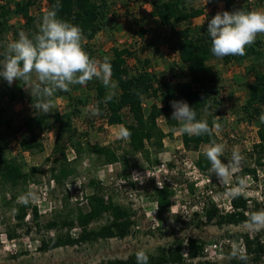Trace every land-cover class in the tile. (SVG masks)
Segmentation results:
<instances>
[{"label": "rangeland", "instance_id": "obj_1", "mask_svg": "<svg viewBox=\"0 0 264 264\" xmlns=\"http://www.w3.org/2000/svg\"><path fill=\"white\" fill-rule=\"evenodd\" d=\"M149 1L108 0L112 10L109 15L112 23L90 44L96 59L100 61L105 57H111L113 47H131L141 60L147 59L150 62V68L159 75L160 80L174 85L182 81L186 73L177 66L178 57L171 48L172 41L169 39L168 28L161 26L157 18L152 16L153 8ZM235 1L238 4L247 1L252 5V11H264V6L254 0ZM13 2L14 0H0L1 4L6 3L9 7H13ZM37 4V7L32 9V13L42 21L47 7L46 2L38 0ZM192 5L204 9L205 14L208 15L194 19L192 23L195 26H206L217 12L223 11L222 3L208 6L207 0H197ZM9 23L13 29H19L20 33L24 32L21 29L23 25L21 18L13 16ZM140 28L145 30L143 40L137 36ZM257 38L264 42V35H258ZM11 42H13L12 36L8 35L4 44L7 46ZM209 64L218 76L221 87L219 95L223 101L221 114L215 119V122L221 125V129L217 132L213 127L217 135L216 143L225 145L221 160L223 163H228L234 151H238L243 157L239 170L224 179L218 178L211 170L206 174H201L199 171L194 175L189 174L191 170H187V165L190 162L194 163L197 152L184 148L183 127L178 128L172 138H164L162 151L150 148L152 164L140 154H129L126 140L118 137V125L108 126L104 120L94 114V91L81 87L79 90L74 89L73 93L76 96L87 97L88 106L82 109L80 117L73 120L76 140L85 146L100 145L117 149L119 155L125 158L126 167L124 169V163L100 165L95 156L87 152L77 157L66 142L64 147L68 161L74 167L75 173L65 185L56 187L50 177L52 164L47 159L51 155L57 126L50 120L49 130L41 135L42 151L21 152L18 142L26 135L21 130V125L24 119L33 115L34 110L31 105L20 100V91L30 94L31 88L26 84L23 85L22 81H14L9 85L3 77H0V93H6L3 97L0 95V103L6 109V118L12 120L15 136L10 139L7 158L14 155L20 157L26 171L30 167L39 169L35 182L13 189L0 187V264H97L114 259L125 260L131 255H136L139 250L155 256L160 248L174 247L177 242H181L182 248L190 238L202 240L205 250L201 257L194 260L187 258L185 263L234 264L233 260L248 256L245 252H240V241L243 240L241 236L248 235L250 240H256L264 245V228L256 231L249 229L247 224L222 227L204 224L203 209L207 201L218 204L221 210H226L229 198L236 193L234 191L236 188H240L239 192L248 201L250 207L258 203L261 210L264 208V168L256 167L255 176L246 175L243 184H239V171L242 166H254L253 159L246 157L252 151V144L257 142L259 128L257 121H241L238 114V108L247 96L246 85L251 81V78L245 74L249 63L242 61L224 64L220 58H215ZM32 78L36 81L34 73ZM108 94L116 95V86L109 87ZM48 102L51 104V109L59 112L68 110L66 96L48 99ZM153 102L163 105L159 99H147L144 102V110L147 111ZM172 113L171 107L167 114L172 115ZM159 118L160 129L167 134L168 116L164 114ZM207 146H200L199 151H206ZM154 160L157 162L155 163ZM133 171L144 177L143 183H133L130 178ZM90 181L98 183L106 197H111L115 203L132 210L134 225L129 236L124 239L97 240L40 251V242L52 237L56 231L44 228L37 230L32 227L27 234L24 229L14 228L16 222L13 218L11 198L13 195L17 197V202L25 199L36 206L40 213V222L44 225L54 217L71 216L78 209H86V197L94 191L89 184ZM158 181L174 191L171 206L167 209L158 206L155 208L154 191L158 189L156 186ZM190 186L193 187V192L190 191ZM131 190L135 191L137 201H131L132 198L129 197ZM30 221L28 215L25 222L32 225ZM106 222L107 217H103L93 222L89 228L98 229ZM60 232L65 233L66 230L57 233ZM68 232L76 237L80 231L78 228H73ZM10 233L13 236H10ZM237 235L240 238H236ZM243 264H264V256L258 262L247 260Z\"/></svg>", "mask_w": 264, "mask_h": 264}, {"label": "trees", "instance_id": "obj_2", "mask_svg": "<svg viewBox=\"0 0 264 264\" xmlns=\"http://www.w3.org/2000/svg\"><path fill=\"white\" fill-rule=\"evenodd\" d=\"M197 0H150L153 8L152 16L156 17L161 26L167 27L169 39L172 41L171 48L178 57L177 66L185 71V78L172 85L162 81L159 75L150 68L147 59L141 60L137 52L131 47L111 48L112 64L111 80L115 82L117 94H108L109 87H105L100 79L94 78L85 85H72L70 91L58 90L51 98L67 97L68 110L59 112L49 108L47 112L36 107L38 98L23 91H20V100L32 106L34 113L23 120L21 130L26 135L18 142L21 152L42 151L43 143L41 135L50 128V120L57 126L54 145L48 161H51L50 177L56 187L65 185L66 181L74 175L75 169L68 161L64 144L67 142L77 157L82 153H91L95 156L100 165H111L124 163L126 160L119 155L117 149L109 146L83 145L76 140V132L73 127V120L82 115V109L88 106V98L76 96L73 90L85 87L89 91H94L93 109L99 114H95L108 126L124 125L131 133L129 140H126L128 153L131 155L140 154L146 161H150V148L162 151L165 137L172 138L174 132L182 127V122L172 119V115L167 114L171 109V101H186L196 112L197 120H207L212 128L211 134L194 135L185 131L182 133V143L186 150L197 152L194 164L201 174H206L211 170V163L205 153L199 151L200 146L209 145L217 141V135L213 129V123L221 113L223 104L220 98V83L218 76L209 62L217 57L211 52V38L207 34L206 26H195L192 21L201 16H208L204 9L195 8L192 5ZM257 4L264 6V0H254ZM38 0H14L13 7L0 3V61L4 59L7 46L4 44L8 35L15 41L19 38V29H13L9 23L13 16L21 18L24 33L32 38L38 34L41 21L32 13V9L37 7ZM45 14L52 9L57 0H45ZM129 2V1H128ZM127 2V3H128ZM223 4V11H233L242 8L245 11H252V5L247 1L238 4L235 0H208V6ZM60 8L57 12L58 18L81 27L86 41L84 49L90 57L95 58L91 41L96 36L108 29L112 23L109 16L111 7L108 0H59ZM115 16V15H114ZM145 30L140 28L137 36L143 40ZM244 56H226L220 58L224 64L241 63L246 61L249 65L246 68V75L251 81L246 85L247 96L244 103L238 108L240 120L246 122L257 121L259 123L257 142L252 144V151L248 153L246 159H253L254 166L243 165L239 171V184L246 175H254L256 167L264 168V42L256 38L252 45L246 46ZM23 85L25 83L23 82ZM6 93L1 92L3 97ZM111 96V99L106 98ZM13 98V95H11ZM147 99L161 100L160 106L153 102L147 111L144 110V102ZM6 109L0 103V187L16 188L26 186L36 181V174L39 169L30 167L24 169L23 160L14 155L7 158V151L10 146V139L13 135V124L11 119H7ZM168 116V133L165 134L157 125V119L161 115ZM66 140V141H65ZM156 163L157 161L154 160ZM89 184L94 191L87 195V208L78 209L75 214L63 217H54L46 224L40 222V213L36 206L29 201L17 202L16 196L12 198L13 218L15 229H24L29 233L31 228L37 230L44 228L54 230L56 233L40 242V251H48L59 247L75 246L86 242L108 239H124L131 233L134 225L133 212L129 208L122 207L115 203L111 197H106L102 193L98 183L90 181ZM97 186V188H95ZM193 192V187L190 186ZM174 191L167 185L154 191L156 204L161 209L171 206V198ZM230 210H221L217 204L207 201L205 204L204 224L222 226H237L247 224L250 214L260 211V205L254 203L251 207L242 193L236 192L230 198ZM264 210V208H262ZM30 215L28 225L25 218ZM103 217H107L106 224L98 229H90L89 226ZM73 228L79 229V235L73 237L68 231ZM66 230L65 233H57ZM15 231V230H14ZM13 231V232H14ZM10 236H13L10 233ZM243 245L248 256L239 260H233L234 264H243L247 260L258 262L264 256V245L256 240H250L248 235L241 236ZM240 238V236H236ZM188 258L197 259L203 254L204 242L200 239L190 238L187 240ZM181 242H177L174 247L160 248L155 256L148 255V264H193L185 263L184 257L180 253ZM249 255H252L249 257ZM97 264H137L136 255H131L125 260L114 259ZM196 264H210L197 262Z\"/></svg>", "mask_w": 264, "mask_h": 264}, {"label": "clouds", "instance_id": "obj_3", "mask_svg": "<svg viewBox=\"0 0 264 264\" xmlns=\"http://www.w3.org/2000/svg\"><path fill=\"white\" fill-rule=\"evenodd\" d=\"M208 2V0H207ZM59 0L43 17L38 34L29 38L24 32L7 45L3 61H0V77L11 85L22 81L31 88V95L38 98L36 107L47 112L51 98L58 90L70 91L72 85H85L94 78L102 80L105 87H115L111 80L112 64L109 58L103 61L90 57L84 49L86 36L81 27L58 18ZM207 34L211 38V52L217 58L244 56L246 46L252 45L258 35H264V11H245L242 8L217 12L207 24ZM33 73L36 81H33ZM111 99V96L106 98ZM172 119L182 122L188 134H211L207 120H197L196 112L186 101H171ZM94 114H99V109ZM118 137L129 140L132 133L118 125ZM217 132L221 125L213 123ZM225 150L222 143L211 142L207 146L206 157L211 163V171L220 179L230 177L239 170L243 157L234 151L228 163L221 156ZM130 178L135 183H143L144 177L133 172ZM243 184V180L241 181ZM239 192L240 188L234 189ZM158 222V221H157ZM159 223V222H158ZM249 229L264 228V210L253 212L247 221ZM246 258V257H242ZM137 264H148L149 256L144 250L136 253Z\"/></svg>", "mask_w": 264, "mask_h": 264}, {"label": "built area", "instance_id": "obj_4", "mask_svg": "<svg viewBox=\"0 0 264 264\" xmlns=\"http://www.w3.org/2000/svg\"><path fill=\"white\" fill-rule=\"evenodd\" d=\"M160 118H158L157 119V125H158V127H160L159 126V123H160ZM187 170H191V172L189 173V174H196V173H198V169L196 168V166H195V164L193 163V162H190L188 165H187ZM133 172H136V171H133ZM136 173H138V172H136ZM123 183H125V181H123ZM133 183H134V181H133ZM139 184V183H138ZM157 184L158 185H156L157 186V188L159 189V188H162L163 187V182H157ZM129 197L130 198H132V200L131 201H137L136 199H135V197H136V193H135V191L134 190H131L130 191V193H129ZM231 198V197H230ZM230 198H229V201H230ZM229 201H228V206L226 207V210L225 211H229L230 210V203H229ZM155 205H156V207L155 208H157V204L155 203ZM217 206L219 207V205L217 204ZM240 248H241V251L240 252H245L246 253V251H245V248H244V245H243V240L241 239V241H240ZM205 250V248L203 249V251ZM180 253H181V255L184 257V260H187V258H188V245H187V243H185L184 244V246L181 248V250H180Z\"/></svg>", "mask_w": 264, "mask_h": 264}]
</instances>
